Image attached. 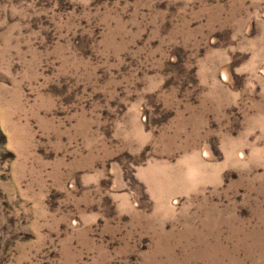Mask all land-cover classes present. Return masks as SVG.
<instances>
[{"label": "rangeland", "instance_id": "rangeland-1", "mask_svg": "<svg viewBox=\"0 0 264 264\" xmlns=\"http://www.w3.org/2000/svg\"><path fill=\"white\" fill-rule=\"evenodd\" d=\"M0 264H264V0H0Z\"/></svg>", "mask_w": 264, "mask_h": 264}]
</instances>
